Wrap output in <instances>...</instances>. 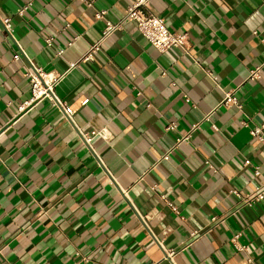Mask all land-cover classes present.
<instances>
[{
    "label": "crops",
    "instance_id": "0c3cea01",
    "mask_svg": "<svg viewBox=\"0 0 264 264\" xmlns=\"http://www.w3.org/2000/svg\"><path fill=\"white\" fill-rule=\"evenodd\" d=\"M88 1L0 0L14 39L0 26V264H264V199L242 203L264 182L249 134L264 127V0H149L186 53H159L129 22L69 69L100 39L94 11L116 23L129 5ZM16 45L60 76L72 123L47 98L18 110ZM230 92L240 109L220 105ZM78 131L98 134L87 146Z\"/></svg>",
    "mask_w": 264,
    "mask_h": 264
},
{
    "label": "built area",
    "instance_id": "2783aa9c",
    "mask_svg": "<svg viewBox=\"0 0 264 264\" xmlns=\"http://www.w3.org/2000/svg\"><path fill=\"white\" fill-rule=\"evenodd\" d=\"M85 4L86 7H92L93 2L88 0H78ZM148 3L149 0H129V5L126 9V12L121 20H119L116 23H113L109 20L105 19L106 11L104 10H95L93 13V18L95 20H104V28L101 32L100 39L93 44L90 49L85 53L82 57L78 58V61L72 63L69 65V69H72L77 66L79 63H86L93 61L92 52L98 51L101 43L109 37L112 33L117 32L121 29L123 23H133L138 33L150 44L151 47H153L156 51L159 53H165L172 50H181L184 53L187 51V35L186 34H179L170 31L164 24L163 20L151 12L148 11ZM25 10L22 9L19 11V14H22ZM0 26H1V32L5 37H8L12 41H14L12 36V27H11V21L9 18H3L0 19ZM261 44L264 47V39H261ZM46 46H51V39L45 40ZM71 42L67 44V46H71ZM17 50L15 51V54L13 55L12 59L14 61H19L22 58L26 60L28 64V69L26 71V78L29 80L30 85V96L27 101H25L22 106L19 107L18 110H23L24 108L30 106L31 104L41 101L42 99H49L51 102V105L56 107L57 109H61L65 119L68 122L72 123V115L73 111L68 106H66L63 102L58 100L54 94H53V86L54 83L59 79L57 77L56 79L50 78V75L43 74L41 69L35 68L32 63L29 61V59L24 55L22 49L19 45H16ZM57 56H60L62 54V51H58ZM261 67H256L252 71H250L248 75V80L255 81L259 79ZM164 75V74H163ZM87 101H83L82 105H85ZM220 105L228 106V105H234L237 109H240V105L237 103L236 98L234 97L233 93H225ZM209 116H206L204 120L208 121ZM245 123H243V126ZM168 129L166 130H172L174 128L173 125H168ZM196 128V127H194ZM78 134L82 141L89 146L90 141L92 137H94L97 132L93 131L89 134H83L80 131H78ZM250 136L255 139L257 142L261 144L264 148V127H254L250 129L249 131ZM186 138V137H185ZM184 138V139H185ZM182 139V140H184ZM182 140H177L178 143H180ZM177 143V144H178ZM167 154H165L161 160H167ZM243 165L249 166V161H244ZM253 175L255 177L259 176V169L257 167L252 168ZM234 196L237 198H240L238 193L236 191L231 192ZM264 199V182L262 183V186L257 188L253 195L244 197L242 199L243 204H252L254 202H259ZM166 205L171 209V211L176 212L175 208L171 206L170 203H167ZM234 238L232 240V244L234 248L239 251H245V248L240 246ZM160 245V244H159ZM173 255L172 251H166L165 256L163 257V260L165 258H171ZM154 264H160L154 263Z\"/></svg>",
    "mask_w": 264,
    "mask_h": 264
}]
</instances>
